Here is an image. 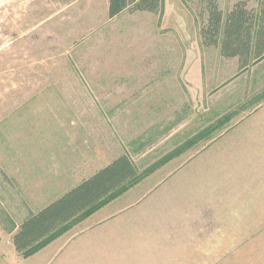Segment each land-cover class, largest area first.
<instances>
[{
  "label": "rangeland",
  "instance_id": "374dc122",
  "mask_svg": "<svg viewBox=\"0 0 264 264\" xmlns=\"http://www.w3.org/2000/svg\"><path fill=\"white\" fill-rule=\"evenodd\" d=\"M205 8L0 0V264H264V121Z\"/></svg>",
  "mask_w": 264,
  "mask_h": 264
},
{
  "label": "trees",
  "instance_id": "16d2710c",
  "mask_svg": "<svg viewBox=\"0 0 264 264\" xmlns=\"http://www.w3.org/2000/svg\"><path fill=\"white\" fill-rule=\"evenodd\" d=\"M206 10L207 23L200 29L203 45L219 47L225 57L240 56L244 65L264 57V1L258 12L239 2L225 15L217 0H206Z\"/></svg>",
  "mask_w": 264,
  "mask_h": 264
},
{
  "label": "crops",
  "instance_id": "0c3cea01",
  "mask_svg": "<svg viewBox=\"0 0 264 264\" xmlns=\"http://www.w3.org/2000/svg\"><path fill=\"white\" fill-rule=\"evenodd\" d=\"M263 1L264 0H217V4L220 10H222L226 15L231 12L235 5L239 2H244L247 9L258 12ZM205 12V17L200 24V29L202 25L207 23L208 12L206 8ZM203 47L214 50L219 58H222L223 60H233L235 63L233 70L235 74L240 76L239 78L241 79V83L243 85L241 93L243 95L244 102H247V109H249L247 110L248 112L246 116H244L245 119L242 118L241 121H264V57L257 60L251 59L249 63L244 65L243 59L240 56L225 57L221 54V50L217 46L203 45ZM224 73L225 78H227L229 76L231 77L233 71L232 69L225 70Z\"/></svg>",
  "mask_w": 264,
  "mask_h": 264
}]
</instances>
